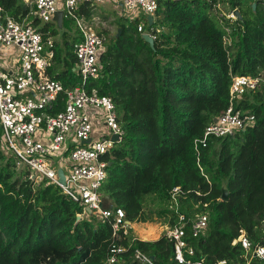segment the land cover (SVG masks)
I'll use <instances>...</instances> for the list:
<instances>
[{
  "label": "trees",
  "instance_id": "16d2710c",
  "mask_svg": "<svg viewBox=\"0 0 264 264\" xmlns=\"http://www.w3.org/2000/svg\"><path fill=\"white\" fill-rule=\"evenodd\" d=\"M0 5L44 41L61 35L51 48L48 74L66 91L79 87L75 50L83 38L76 21L65 17L60 28L42 23L36 7L23 0ZM96 9L81 4L76 14L91 20ZM235 11L241 18L229 17ZM118 24L120 35L99 32L106 38L100 77L87 86L89 93L112 98L125 133L102 158L108 163L102 188L107 205L122 208L133 224L172 227L180 215H207L200 237L192 238L186 227L194 263L264 264L254 256L264 247V0H159L151 26L145 16ZM140 25L157 36L153 47ZM235 77L259 83L232 100ZM231 103L253 115V124L210 139L198 156L195 141ZM63 109L59 101L52 114ZM82 212L60 187L36 182L28 169L18 168L0 124V264H107L112 227L96 217L78 221ZM242 233L251 251L234 244ZM120 244L128 251L119 264H144L134 258L136 250L154 257V264H177L166 234L142 241L130 230ZM45 253L49 261L40 259Z\"/></svg>",
  "mask_w": 264,
  "mask_h": 264
},
{
  "label": "built area",
  "instance_id": "2783aa9c",
  "mask_svg": "<svg viewBox=\"0 0 264 264\" xmlns=\"http://www.w3.org/2000/svg\"><path fill=\"white\" fill-rule=\"evenodd\" d=\"M108 0H30L35 6L34 14L42 23H51L59 11L64 17L73 18L82 35L76 45L78 73L81 85L66 91L64 85L48 74L54 42L44 41L41 33L31 25L6 16L0 5V124L3 128V143L17 158L18 168L29 170L30 179L39 182L47 180L57 185L65 195L83 207L77 216L96 217L108 222L113 230L107 264H119V257L128 251L121 245L129 235L133 223L126 212L114 205H107V197L102 194L108 178V163L102 158L119 144L124 130L118 121L115 103L111 97L100 96L96 90L87 91L90 82L100 77V55L104 52L106 38L84 23L76 14L81 4L99 5ZM176 1V0H172ZM159 0H121L120 7L128 15L139 18L155 15ZM230 18H236L234 13ZM138 31L157 36L140 25ZM264 79V78H263ZM258 79L235 77L231 88L232 100L247 90L257 88ZM59 101L64 109L53 115ZM253 115H243L234 104L206 127L203 138L195 141V150L208 146L212 138L234 135L254 122ZM119 140L114 141L113 137ZM63 166L68 167V173ZM59 169L65 173V183L60 182ZM177 191L174 190V193ZM88 210L91 211L88 212ZM187 225L190 235L198 238L209 226V217L200 215L187 219L179 216V222L164 230L173 244L177 264L194 263V250L188 242ZM240 242L246 251H251L252 243L244 233L234 244ZM254 256L263 259L264 247L257 248ZM134 258L144 264H154V260L140 250Z\"/></svg>",
  "mask_w": 264,
  "mask_h": 264
},
{
  "label": "rangeland",
  "instance_id": "374dc122",
  "mask_svg": "<svg viewBox=\"0 0 264 264\" xmlns=\"http://www.w3.org/2000/svg\"><path fill=\"white\" fill-rule=\"evenodd\" d=\"M27 3V0H23ZM121 0H108L107 2L103 4L97 5V14L94 15L91 20H85V22L88 23L89 26H91L95 31L97 32H106L107 38L112 37L117 34L118 30L121 29V27L118 24V20H133L134 16H130L127 14V12H124L123 9L119 6ZM221 9H224V7H221ZM225 14L228 13V8L224 9ZM141 16H144L141 14ZM62 41L61 35L55 38V42ZM68 173V167L63 166ZM149 228V229H148ZM167 228V225H163L162 223H155V224H142L136 227V232L138 236L141 237V239L146 240H155L158 239L164 233V230ZM146 229V231H144ZM152 232L154 231V234L151 236H146L144 234L145 232ZM49 253H45L40 259L49 261ZM45 264V263H41Z\"/></svg>",
  "mask_w": 264,
  "mask_h": 264
},
{
  "label": "water",
  "instance_id": "95a60500",
  "mask_svg": "<svg viewBox=\"0 0 264 264\" xmlns=\"http://www.w3.org/2000/svg\"><path fill=\"white\" fill-rule=\"evenodd\" d=\"M255 8H256V5L254 4V9H255ZM23 9L25 10V9H26V6H24ZM234 15H235L236 17L241 18V15L239 14L238 11H235V12H234ZM63 20H64V13H63L62 11H59V12L56 14V16L54 17V21H55V22L58 24V26L61 28L62 25H63ZM147 20H148V22H149V25L151 26V25L153 24L154 17H153V16H149V17L147 18ZM121 32H122V29H119V33H118V35H120ZM142 37H143L144 40H145L146 42H148L152 47L154 46V43H155V42H154V39H153L151 36H149L148 34H144V35H142ZM113 140H114V141H118V140H119V137H118V136H114V137H113ZM58 175H59V178H60V182L64 184V183H65V173H64L63 169H59V171H58ZM228 198H229V194H228L227 189H223L222 201H226V200H228ZM88 212L91 213L90 210H88ZM152 259L154 260V257H152Z\"/></svg>",
  "mask_w": 264,
  "mask_h": 264
},
{
  "label": "crops",
  "instance_id": "0c3cea01",
  "mask_svg": "<svg viewBox=\"0 0 264 264\" xmlns=\"http://www.w3.org/2000/svg\"><path fill=\"white\" fill-rule=\"evenodd\" d=\"M29 1L30 0H27V4H29ZM65 18V17H64ZM80 18V17H79ZM81 19H82V21H84V23H87V22H85V20H88L86 17H81ZM54 23H56L55 21H53ZM57 24V23H56ZM88 24V23H87ZM79 29V28H78ZM51 38V40L55 43V38L54 37H50ZM49 39V38H48ZM47 39V40H48ZM50 55H51V57H52V52H51V49H50ZM139 225H142V224H139V223H134L133 224V226H132V231H133V234H134V236H135V239L137 238V239H140V240H142V241H149V240H146V239H141V237L140 236H138V234H137V232H136V227L137 226H139ZM145 225V224H144ZM149 229V228H148ZM144 231H146V229L144 230ZM144 234H146V236H151V235H153L154 234V231H152L151 233L148 231V232H145ZM164 233H162V235H163ZM161 235V236H162ZM160 236V237H161ZM160 237H158V239L160 238ZM158 239H155V240H158ZM151 241H154V240H151Z\"/></svg>",
  "mask_w": 264,
  "mask_h": 264
}]
</instances>
